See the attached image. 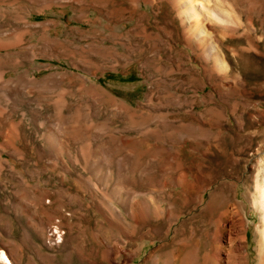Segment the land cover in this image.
<instances>
[{"label": "rangeland", "instance_id": "1", "mask_svg": "<svg viewBox=\"0 0 264 264\" xmlns=\"http://www.w3.org/2000/svg\"><path fill=\"white\" fill-rule=\"evenodd\" d=\"M261 159L264 0H0L10 264H264Z\"/></svg>", "mask_w": 264, "mask_h": 264}, {"label": "bare ground", "instance_id": "2", "mask_svg": "<svg viewBox=\"0 0 264 264\" xmlns=\"http://www.w3.org/2000/svg\"><path fill=\"white\" fill-rule=\"evenodd\" d=\"M214 66H216V68H220L221 70H223V65L221 63H218ZM258 162H259V169L260 170L258 172L257 179H256V184H257L256 185V196L254 195L255 197H253L252 200H253L255 207L260 209L261 212L263 213L262 224L264 226V175H263V177H260V174H262L260 172L262 170L264 171V160L261 159ZM234 206H236V205H234ZM234 210H235V208L232 207V208H228L224 212L220 213L218 215V218L215 220V223H218V225H221L222 229H223V227H225V228L228 227V230L230 228H232V226H234V225L237 226L239 228V231L236 232V234H237L236 236L238 237V238L236 237V239L239 242L243 243V241L245 239V236H244V231H245L244 230V223H245V221H244L242 216L238 215L237 213H234ZM230 235H231V233L228 234V237L232 236V235L231 236ZM228 239H230V238H228ZM260 239H262L261 245L264 247V227L261 229V238ZM239 242H238V248H237L238 251L242 250L241 249L242 247H241V245H239ZM0 264H10L8 257L2 251H0Z\"/></svg>", "mask_w": 264, "mask_h": 264}]
</instances>
